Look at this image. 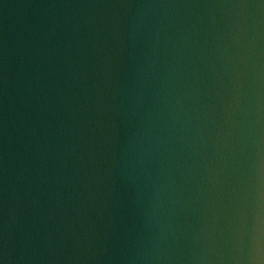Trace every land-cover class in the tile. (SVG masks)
<instances>
[{
	"label": "clouds",
	"instance_id": "obj_1",
	"mask_svg": "<svg viewBox=\"0 0 264 264\" xmlns=\"http://www.w3.org/2000/svg\"><path fill=\"white\" fill-rule=\"evenodd\" d=\"M31 7L0 38V264H264V0Z\"/></svg>",
	"mask_w": 264,
	"mask_h": 264
},
{
	"label": "water",
	"instance_id": "obj_2",
	"mask_svg": "<svg viewBox=\"0 0 264 264\" xmlns=\"http://www.w3.org/2000/svg\"><path fill=\"white\" fill-rule=\"evenodd\" d=\"M39 0H0V38L18 32L32 19V5ZM2 179V173H0ZM3 206L2 185H0V208ZM226 223V221H222Z\"/></svg>",
	"mask_w": 264,
	"mask_h": 264
}]
</instances>
